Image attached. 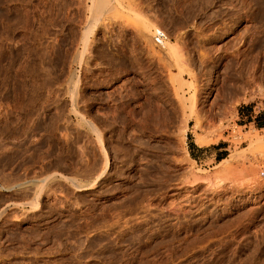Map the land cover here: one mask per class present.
Segmentation results:
<instances>
[{
	"label": "rangeland",
	"instance_id": "374dc122",
	"mask_svg": "<svg viewBox=\"0 0 264 264\" xmlns=\"http://www.w3.org/2000/svg\"><path fill=\"white\" fill-rule=\"evenodd\" d=\"M89 1L0 0V264H264V196L226 203L250 163L264 181L249 142L264 139V0H121L100 19ZM130 4L161 55L184 54L174 74L202 87L204 126L185 138ZM231 155L243 174L222 168Z\"/></svg>",
	"mask_w": 264,
	"mask_h": 264
},
{
	"label": "bare ground",
	"instance_id": "6f19581e",
	"mask_svg": "<svg viewBox=\"0 0 264 264\" xmlns=\"http://www.w3.org/2000/svg\"><path fill=\"white\" fill-rule=\"evenodd\" d=\"M78 1V0H77ZM80 2V1H79ZM124 2V1H123ZM135 2H136V0H135ZM138 2V1H137ZM81 4H82V2H80ZM134 3V2H133ZM143 4V3H142ZM88 5V7L87 8H89V9H91L92 10V14H93V17H94V19H100L102 16H103V14L104 13H110V12H113V11H115L114 13H117L118 14V9L120 8V6H121V10H122V8L124 7L123 6V4H122V1L121 0H90L89 1V4H87ZM129 5V4H128ZM131 5V4H130ZM141 5V4H140ZM144 5V4H143ZM118 6H119V8H118ZM132 6V5H131ZM139 6V5H138ZM147 6V5H146ZM150 6V5H149ZM132 7H134V5L132 6ZM137 7V6H136ZM139 8V7H138ZM137 8V9H138ZM141 8V7H140ZM131 10H132V13H133V11L136 9L135 7H134V10L132 9V8H130ZM129 9V10H130ZM136 9V10H137ZM126 10V9H125ZM145 10V9H144ZM128 11V10H127ZM147 11V10H146ZM1 12V11H0ZM130 12V11H129ZM137 12L139 13V11L137 10ZM145 12V11H144ZM143 11L141 12V9H140V13H139V15L137 14L136 16L137 17H134L135 18V25H136V28H137V31H136V29H135V32L137 33V34H139V35H142L143 34V36L144 37H147L146 38V40H144V41H147L148 43V47H149V49H148V53L151 55V56H155V57H157L158 59L157 60H159V64H161V67H162V69H164L163 71H165L166 73H167V75H168V77H167V81H168V83H169V85L171 84V87H172V92L174 91V93H173V95L175 96L174 98H175V100H176V102L178 103V105H179V107L184 111V112H186V115H187V118L184 116V118H186V119H184V123L182 122V126H180V130L182 129V132L180 133L181 134V136L182 137H184L183 135L187 132V130H188V128H189V126H190V121L191 120H193L194 121V126H193V129L195 128H202L204 125H202L203 123V121H205L204 120V112L202 111V109H200L199 108V98H198V96H199V94H200V91H201V89H202V87H201V85H199V84H197V79L195 78V76H194V72L193 73H190V80H185V78H183V76H181L180 74H179V76L177 75V74H174V72L172 71V66H173V64L175 65V64H182V63H185L186 61H184V57L183 56H180V57H177V55L176 54H178L179 55V53L181 52V50H179L178 51V49H177V46H176V49H177V52H176V49H174V46L171 44L170 45V43H168L166 46L168 47V49L170 50V52L172 51H174L173 53H175V55H173V56H176V58H175V60L173 59V60H167V58L164 56V55H161V51H159V49L158 48H156V46L155 45H152L153 44V42L155 41V39L153 40V38H152V36H154V35H152L153 33H152V30H153V27L151 26V23H149V20H146V18L144 17H142L143 15L142 14H145ZM123 13V11H120V15ZM134 13H135V11H134ZM142 13V14H141ZM117 14L115 15V16H113V17H116L117 16ZM151 14H153V13H151ZM125 16L126 14H122V16ZM128 15V14H127ZM127 15H126V17H127ZM132 15V14H131ZM142 15V16H141ZM145 16V15H144ZM129 17V16H128ZM161 17V16H160ZM27 18V17H26ZM121 18V17H120ZM123 18V17H122ZM134 18H132V23H133V21H134ZM159 18V17H158ZM124 19V18H123ZM147 19H148V17H147ZM27 21V20H26ZM121 21V20H120ZM123 21H126V23H127V20H126V18H125V20H123ZM131 21V16H130V20H129V22ZM122 22V21H121ZM159 22V21H158ZM27 23H28V21H27ZM42 23V22H41ZM131 23V22H130ZM120 24V23H119ZM125 24V23H124ZM123 24V25H124ZM122 25V24H121ZM127 25V24H126ZM126 25H124V26H126ZM130 25H134V23L133 24H130ZM88 26V24L86 25V27H85V30H84V32L82 33V39H81V42H82V46L85 48V49H87L88 47V42H89V30H90V27H87ZM95 26V25H94ZM120 26V25H119ZM157 25L155 24L154 25V28L156 27ZM159 26V25H158ZM156 27V30H158L160 27ZM132 27V26H131ZM134 27V26H133ZM132 27V28H133ZM9 29H10V27H9ZM126 29V28H125ZM130 29V28H129ZM258 29V28H257ZM7 30H8V28H7ZM6 30V31H7ZM160 30V29H159ZM164 30V29H163ZM125 31V30H124ZM171 34V33H170ZM173 34V33H172ZM254 34V33H253ZM259 34V33H258ZM262 34V33H261ZM175 35V34H174ZM178 35V34H177ZM74 36V35H73ZM180 36V35H179ZM252 36V35H251ZM70 37V36H69ZM137 37H138V35H137ZM169 37V36H168ZM257 37V36H256ZM68 38V37H67ZM141 38V37H140ZM143 38V37H142ZM176 39H180V38H182V35H181V37L180 38H178L177 36L175 37ZM144 39V38H143ZM257 39V38H256ZM139 40H141V39H139ZM249 40V39H248ZM255 40V39H254ZM169 41V40H168ZM178 42V41H177ZM164 43H167V42H164ZM163 44V43H162ZM157 45V44H156ZM177 45V44H176ZM165 46V47H166ZM184 46H186L185 45V43H184ZM151 47V48H150ZM159 47V46H158ZM254 48V47H253ZM251 49V48H250ZM255 49V48H254ZM62 50V49H61ZM164 50V49H163ZM184 51V50H183ZM170 52H167V53H170ZM179 52V53H178ZM252 52V51H251ZM186 53H187V51H186ZM183 54V53H182ZM181 53H180V55H182ZM148 55V54H147ZM172 55V54H171ZM184 55V54H183ZM80 56H82L81 54H80ZM172 56V57H173ZM83 57V56H82ZM172 57H169V58H172ZM190 57V56H189ZM166 58V59H165ZM261 58V57H260ZM149 59H151V57L149 58ZM156 59V58H155ZM186 59V58H185ZM144 60V59H143ZM153 60V59H152ZM146 61V60H145ZM253 61V60H252ZM255 61V60H254ZM188 62V61H187ZM252 63V62H251ZM87 64V63H86ZM154 64V63H153ZM190 64V63H189ZM185 65V64H184ZM252 65V64H251ZM255 65V64H254ZM144 66V65H143ZM150 66V65H149ZM155 66V65H154ZM137 67V66H136ZM184 68V67H183ZM182 68V69H183ZM160 69V68H159ZM186 69V68H185ZM179 70V69H178ZM188 71L187 72H192V70H189V68L187 69ZM140 71V70H139ZM194 71V70H193ZM251 71V70H250ZM252 71H253V68H252ZM141 72V71H140ZM164 72V73H165ZM183 73V72H182ZM248 73V72H247ZM144 74V73H143ZM177 75V76H176ZM189 75V74H188ZM249 75V74H248ZM250 76V75H249ZM252 77V76H251ZM166 79V78H165ZM252 79H254V78H252ZM152 80V79H151ZM146 81V80H145ZM253 81V80H252ZM250 83V82H249ZM137 84V83H136ZM168 85V84H167ZM155 86V85H154ZM153 87V86H152ZM165 87V86H164ZM168 88H169V86H168ZM170 90V89H169ZM155 91V90H154ZM167 92V91H166ZM169 92V91H168ZM75 93V92H74ZM74 95V94H73ZM78 95V94H77ZM167 97V96H166ZM153 98V97H152ZM159 99V98H158ZM173 99V98H172ZM167 100V99H166ZM171 100V99H170ZM78 102H80V101H78ZM154 102V101H153ZM174 102V101H173ZM142 103V102H141ZM150 104V103H149ZM157 104V103H156ZM202 104V103H201ZM205 104V103H204ZM142 105V104H141ZM176 105V104H175ZM179 108V109H180ZM89 109L90 110H92V101L90 100L89 101ZM178 109V106H177V110H179ZM180 109V110H181ZM188 109V110H187ZM89 110V111H90ZM211 110V109H210ZM170 111V110H169ZM151 112H153V111H151ZM184 112L183 113H181V114H184ZM204 113V114H203ZM211 113V112H210ZM89 114H91V111H90V113ZM136 114V113H135ZM92 116V115H91ZM169 116V115H168ZM206 116V115H205ZM180 117V116H179ZM212 117V116H211ZM92 118H93V116H92ZM90 116H89V120H88V126H90L91 127V129H93V130H97V127L98 126H96V124H95V120L94 119H92ZM95 118V117H94ZM153 118V117H152ZM206 118H208V117H205V119ZM183 119V118H182ZM209 119V118H208ZM215 119V118H214ZM212 120V119H211ZM86 121H87V119H86ZM206 121H208L207 122V124H209L211 121H209V120H206ZM167 123V122H166ZM212 123V122H211ZM210 123V124H211ZM180 125V124H179ZM206 126V125H205ZM215 126V125H214ZM200 128V129H201ZM206 128H208V126L206 127ZM205 128V129H206ZM210 128H212L211 126H210ZM90 129V130H91ZM204 129V130H205ZM213 129V128H212ZM89 130V131H90ZM207 130H209V129H207ZM98 131V130H97ZM100 131V130H99ZM198 131V130H197ZM239 131V130H238ZM254 131V133L253 134H250L251 136V138H249V142H250V139H251V143H253L254 145L253 146H257V145H261L262 147L260 148V146H259V148L258 149H261L262 150V148L264 147L263 145H264V139H263V137L261 136V135H259V132H258V134H257V130H253ZM209 132V131H208ZM213 132V131H212ZM240 132V131H239ZM205 133H206V131H205ZM234 133V132H233ZM235 133H236V131H235ZM234 133V134H235ZM241 133V132H240ZM248 133V132H247ZM250 133V132H249ZM195 134H196V132H195ZM238 134V133H237ZM236 134V135H237ZM99 135V134H98ZM207 135V134H206ZM235 135V136H236ZM245 135V134H244ZM243 134L242 135H240V136H244ZM240 136H238V137H240ZM246 136V135H245ZM244 136V137H245ZM249 136V135H248ZM248 136H246V137H248ZM185 138V137H184ZM199 139H197V141L198 142H200V144L203 142V139H205L204 137L203 138H200V137H198ZM207 138V137H206ZM237 138V137H236ZM241 138V137H240ZM202 139V140H201ZM242 139V138H241ZM236 140V139H235ZM239 140V139H238ZM245 140V139H244ZM205 141V140H204ZM209 143V142H208ZM101 144H102V141H101ZM252 145V144H251ZM253 146H252V148H253ZM256 146L254 147L255 148V150H256ZM242 149V148H241ZM264 150V149H263ZM262 150V151H263ZM251 151H253V150H251ZM262 151H260V154H262L261 152ZM236 152H237V150H236ZM244 151H242V153H243ZM234 153V152H233ZM246 153H247V151H246ZM253 153V152H252ZM259 154V153H258ZM234 155H236V154H234ZM233 155V156H234ZM239 155V154H238ZM240 157L242 156V154L241 155H239ZM244 157H246L245 155H243ZM256 156V155H255ZM254 156V157H255ZM261 156V155H260ZM235 157V156H234ZM243 157V158H244ZM236 158V157H235ZM238 158V157H237ZM237 158H236V160H237ZM242 158V157H241ZM250 158V157H249ZM263 158H264V152H263ZM246 159V158H245ZM257 159V158H256ZM235 160V159H234ZM247 160V159H246ZM257 160H259V159H257ZM232 161V155H231V157H227V158H225L221 163H222V168H224V164H226L225 165V170L226 171H228L229 170V168L231 167L230 166V162ZM240 161V160H239ZM256 161V160H255ZM237 162H238V160H237ZM250 162V161H249ZM224 163V164H223ZM232 163V162H231ZM236 163V162H235ZM248 163V162H247ZM228 164H229V166H228ZM238 164V163H237ZM249 164V163H248ZM261 164L263 165V163H262V161H261ZM239 165V164H238ZM247 165V164H246ZM258 165H260V164H258ZM229 168H228V167ZM232 166H233V164H232ZM241 166H243V164H241ZM191 167V166H190ZM247 167V166H246ZM218 169L220 168V167H217ZM233 167H231V171L232 170H236V172L235 173H238V171H239V169H232ZM235 168V167H234ZM239 168H241V167H239ZM243 168V167H242ZM241 168V169H242ZM244 168H245V166H244ZM217 169V170H218ZM189 170H191V169H189ZM194 170V169H193ZM217 170H213L214 172H216ZM219 170H221V168L219 169ZM238 170V171H237ZM244 170V169H243ZM264 170V169H263ZM199 171V170H198ZM206 171V170H205ZM211 171V170H210ZM231 171H229V173H232ZM208 172V171H207ZM206 172V173H207ZM221 172V171H220ZM220 172L218 171V173L220 174ZM222 172H225L224 171V169H223V171ZM241 171H239V173H240ZM245 172H247V175H246V177L245 178H243V177H241V176H238L237 174V176H238V178H234V177H236L234 174V172L232 173V175L231 176H233V179H232V182H231V184H230V188L233 190L232 191V194L233 195H231V197H230V200L228 199L227 201H226V203L227 204H230L231 205V203L234 201L235 202V200H240V199H244L245 198V200H244V202H246V201H251V202H260L261 201V199H263V196H264V181H262V180H260V170H259V167L257 166V165H255L254 163H250V165L248 166V168H245V170H244V172L243 173H245ZM210 173H212V172H210ZM209 173V174H210ZM217 173V172H216ZM228 173V172H227ZM227 173H226V175H227ZM228 173V174H229ZM242 172H241V174H243ZM193 174H194V172H193ZM196 174V173H195ZM194 174V175H195ZM205 174V173H204ZM222 174H225V173H221V175ZM246 174V173H245ZM245 174L243 175V176H245ZM264 174V173H263ZM191 175H192V173H191ZM198 175V174H197ZM201 175V174H200ZM203 175V174H202ZM206 175H208V174H206ZM206 175L205 176H203V177H205V179H208L207 177H206ZM214 175L216 176L217 174H215L214 173ZM213 175V176H214ZM230 175L228 176V178L230 177ZM196 176V175H195ZM218 176V175H217ZM223 177L222 178H224L225 176L224 175H222ZM202 177V178H203ZM197 178V177H196ZM195 178V179H196ZM213 178V177H212ZM216 178V177H215ZM218 178V177H217ZM219 178H221V177H219ZM222 178L220 179L222 182H223V180H222ZM225 178H227V177H225ZM227 178V179H228ZM230 178H232V177H230ZM198 179H199V177H198ZM200 180H202V179H200ZM210 180V179H209ZM213 180V179H212ZM219 180V181H220ZM196 182H197V180H195ZM204 181V180H203ZM211 181V180H210ZM214 181V180H213ZM220 181V182H221ZM216 182V181H215ZM221 182V183H222ZM95 183V182H94ZM210 183V182H209ZM213 183V182H212ZM229 183V182H228ZM211 184V183H210ZM217 185V184H216ZM219 185V184H218ZM217 185V186H218ZM228 185V184H227ZM92 186V185H91ZM77 187H79V188H85L86 189V187H90L88 184H83V185H77ZM193 187V186H192ZM196 187V186H195ZM209 187H210V185H209ZM216 187V186H215ZM215 187H213L214 189H215ZM221 187V186H220ZM225 187V186H224ZM203 188H204V186H203ZM206 188H208V186L206 187ZM211 188V187H210ZM190 189V188H189ZM219 189H221V188H219ZM225 189V188H224ZM207 190V189H206ZM209 190V189H208ZM212 190V189H211ZM222 190V189H221ZM194 191H196V190H194ZM200 191H202V190H200ZM204 191V190H203ZM202 191V192H203ZM211 192H213V191H211ZM222 192V191H221ZM199 193V192H198ZM201 193V192H200ZM218 193V192H217ZM189 194V193H188ZM195 194V193H194ZM202 194V193H201ZM212 194V193H211ZM205 195V194H204ZM203 195V196H204ZM207 195V194H206ZM215 195H216V193H215ZM230 195V194H229ZM201 196V195H200ZM219 196V195H218ZM195 197V196H194ZM197 197V196H196ZM226 197V196H225ZM225 197H223V199L225 198ZM228 197V196H227ZM226 197V198H227ZM210 198V197H209ZM216 198V197H215ZM220 199V198H219ZM189 200V199H188ZM205 200H206V198H205ZM204 200V201H205ZM212 200V199H211ZM214 200V199H213ZM197 201V200H196ZM217 201V200H216ZM220 201V200H219ZM221 201H222V199H221ZM218 202V201H217ZM223 203H225V201H222ZM225 203V204H226ZM264 203V202H263ZM205 204V203H204ZM256 205V204H255ZM254 205V206H255ZM199 206V205H198ZM203 206V205H202ZM253 206V207H254ZM230 207V206H229ZM252 207V206H251ZM257 207V206H256ZM258 208V207H257ZM207 209V208H206ZM205 209V210H206ZM224 209V208H223ZM251 209V208H250ZM254 209V208H253ZM5 210V209H4ZM4 210H2L1 212H0V215H2L3 213H4ZM258 210V209H257ZM220 211V210H219ZM239 211V210H238ZM247 211V210H246ZM249 211V210H248ZM256 211V210H255ZM206 212V211H205ZM215 212V211H214ZM245 212V211H244ZM250 214V213H249ZM255 214H257V213H255ZM223 215V214H222ZM243 215H244V213H243ZM242 215V216H243ZM247 215V214H246ZM240 216V215H239ZM242 216H240L239 218L240 219H242ZM244 217V216H243ZM257 217V216H256ZM223 218V217H222ZM245 218V217H244ZM250 218V217H249ZM237 219V218H236ZM234 221V220H233ZM237 221H239L238 219H237ZM232 222V221H231ZM226 223V222H225ZM228 223H230V220L228 221ZM235 223V222H234ZM239 223V222H238ZM236 224V223H235ZM249 224H250V222H249ZM227 225V224H226ZM233 225V224H232ZM254 225V224H253ZM213 226V225H212ZM256 226V225H255ZM217 227V226H216ZM232 226L230 225V228H231ZM222 228V227H221ZM260 228V227H259ZM216 229V228H215ZM223 229V228H222ZM229 229V228H228ZM226 230H227V228H226ZM233 230V229H232ZM232 230L230 231V232H232ZM260 230V229H259ZM217 231V230H216ZM221 231V230H220ZM224 231V230H223ZM222 231V232H223ZM257 231V230H256ZM260 231H262V229L260 230ZM229 232V233H230ZM249 232V231H248ZM257 232H259V231H257ZM234 233V232H233ZM236 233V232H235ZM256 232H254L253 234H255ZM222 234V233H221ZM250 234V233H249ZM253 234H252V236H253ZM261 234H262V232H261ZM215 235V234H214ZM217 236V235H216ZM219 236V235H218ZM249 236V235H248ZM227 237V236H226ZM236 237V236H235ZM240 237V236H239ZM223 238V237H222ZM233 238V237H232ZM255 238H256V236H255ZM224 239V238H223ZM229 239V238H228ZM234 239V238H233ZM247 239V238H246ZM250 239V238H249ZM249 239H248V241H249ZM260 239V238H259ZM261 239H263V238H261ZM236 240H237V238H236ZM253 240V239H252ZM224 241H226V240H224ZM229 241V240H228ZM219 242V241H218ZM254 242V241H253ZM227 243V242H226ZM232 243V242H231ZM250 243V242H249Z\"/></svg>",
	"mask_w": 264,
	"mask_h": 264
}]
</instances>
